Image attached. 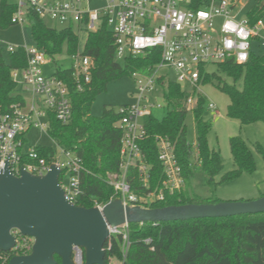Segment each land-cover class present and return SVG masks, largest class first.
Here are the masks:
<instances>
[{"label": "trees", "instance_id": "16d2710c", "mask_svg": "<svg viewBox=\"0 0 264 264\" xmlns=\"http://www.w3.org/2000/svg\"><path fill=\"white\" fill-rule=\"evenodd\" d=\"M17 10V3L0 0V24L9 26ZM252 22L264 17V0L248 15ZM35 45L55 62L54 74L64 80L70 92L73 115L69 123L60 122L49 112V134L59 141L67 152L76 155L84 170L81 183L84 190L77 205L86 208L106 204L120 195L111 183L122 174L121 139L122 129L117 126L120 114L115 106L104 107L101 116L92 114L96 96L107 84L135 71L150 72L160 61L159 50L143 55H128L119 59L114 37L107 19L94 31H89L83 53L92 57L94 68L92 79L84 90L77 89L72 66L59 64L58 56L64 49L73 56L78 52L79 34L73 25L58 29L48 25L39 14L29 9L27 14ZM5 46L0 42V113L11 111L13 104L25 103V98L16 92L17 83L12 78L13 69L27 66V55L20 47L4 56ZM214 64L208 69L201 66L199 85L212 84L227 94L230 103L227 116L238 119L241 125L264 123V49L250 53L248 61L238 63L229 59ZM162 82V80H161ZM181 84L170 80L164 88L166 114L162 119L154 114L145 117L147 137L141 141V148L150 165V185L145 187L137 166L131 167L128 180L132 191L141 197L159 191L165 179L164 167L159 159L157 137H165L175 145L176 155L182 167L183 187L166 193L164 200L139 201L144 207H165L187 203H217L216 199H201L189 184L195 170L203 171L207 182L215 186L214 177L224 169L221 151L212 148L208 135L213 122L205 118L209 100L206 95L195 91L192 111L197 130V151L192 159L193 146L188 140L186 117L189 112V98ZM235 169L226 172L220 182H228L241 173L256 169L253 152L241 136L230 138ZM259 150L264 154L262 145ZM41 157L51 163L56 160L54 148L38 145ZM24 158L23 162H26ZM130 246L124 256L122 238H113L111 248L106 244V264H264V212L241 214L228 217H206L166 222L130 223ZM150 239V241H146ZM57 264H62L55 256Z\"/></svg>", "mask_w": 264, "mask_h": 264}, {"label": "built area", "instance_id": "2783aa9c", "mask_svg": "<svg viewBox=\"0 0 264 264\" xmlns=\"http://www.w3.org/2000/svg\"><path fill=\"white\" fill-rule=\"evenodd\" d=\"M89 0H19L12 23L24 24L29 9L35 10L40 17L50 18L56 23L73 25L77 30L87 32L96 30L104 19L112 30L116 53L119 59L128 55L139 56L152 50H159L160 61L150 72L135 71L138 87V101L135 104L121 105L117 108L120 119L117 122L123 131L121 139V169L119 179L111 180L119 198L128 205H140L139 201L153 202L164 200L166 193H174L184 185L182 167L178 162L175 145L165 137H157L159 159L163 164L165 179L159 191L141 197L132 191L128 174L137 166L143 185H150V165L146 162L141 148V141L147 137L144 119L153 114L156 108H164V88L170 81L169 75L161 69L175 70L180 82H187L194 89H199L201 66L234 59L238 63L248 61L254 49L253 42L259 41L264 49V18L252 22L250 17L241 19L233 14L234 7L241 0H106V5L91 11ZM22 47L27 55V66L22 69L24 92L29 93L25 103L13 104L11 111L0 113V168L9 162L15 175L20 176L22 169L34 174H46L55 163L61 167L60 184L66 197L77 204L84 190L81 173L84 170L81 160L63 149L68 158L63 163L59 157L49 163L32 147L27 153L23 148L26 133L32 126L48 131L49 122L42 124L41 116L53 112L56 118L66 124L72 119L73 109L67 83L54 73L47 75L44 65L49 62L46 53L35 44L7 46L9 51ZM74 79L77 89L82 91L91 82L94 61L92 57L77 52L73 55ZM12 78L19 83V70L13 69ZM162 80V82H161ZM162 87V100H155L157 87ZM195 98L187 100L188 110H192ZM209 109H215L214 102H209ZM27 158L26 162H23ZM65 169L70 172V179L64 182ZM150 197L154 199L149 200ZM105 204H99L102 207ZM130 223L110 227L112 239L122 238L124 256L130 246ZM15 245L10 251L0 249V264H9L13 256L28 255L32 252L34 237L24 235L19 229H12ZM150 241V239H146ZM75 264H85L84 251L74 247Z\"/></svg>", "mask_w": 264, "mask_h": 264}, {"label": "water", "instance_id": "95a60500", "mask_svg": "<svg viewBox=\"0 0 264 264\" xmlns=\"http://www.w3.org/2000/svg\"><path fill=\"white\" fill-rule=\"evenodd\" d=\"M1 159V152H0ZM61 167L51 164L43 175L22 169L15 175L6 162L0 168V249L15 245L12 229L35 238L32 252L13 256L9 264H75L74 247L84 251L85 264H106L110 227L126 222H166L228 217L264 212V195L248 201L187 203L165 207L128 205L119 197L102 207L72 203L60 184Z\"/></svg>", "mask_w": 264, "mask_h": 264}, {"label": "rangeland", "instance_id": "374dc122", "mask_svg": "<svg viewBox=\"0 0 264 264\" xmlns=\"http://www.w3.org/2000/svg\"><path fill=\"white\" fill-rule=\"evenodd\" d=\"M9 1L12 3L19 2V0ZM259 1L260 0H241V2L234 7L233 14H237L241 19L247 18L254 7L258 5ZM105 5L106 0H89L87 3V6L91 11L98 10ZM44 21L48 25L57 27L58 29L65 27V25L56 23L50 18H44ZM78 34V52H83L88 32L83 30ZM0 42L5 46V58L9 57V50L7 49L9 44L17 46L26 43H28V45L35 44L29 22L25 21L24 24L13 23L9 26L0 24ZM253 47L255 51L259 53L261 52L259 41L257 39L254 40ZM72 58L73 56L67 54L64 49V52L58 56V62L64 67H70L73 64ZM214 67V64H209L207 66L208 69ZM18 70L19 83L16 85V92L24 93V84L22 82L23 72L21 68ZM44 71L47 75L54 73L55 62L49 60V62L44 65ZM161 73L168 74L170 80L180 83L181 87L187 94L193 95L195 93L196 89H194L191 84L179 81L175 70L163 68L161 69ZM198 92L206 95L209 102H214L216 105L215 109L208 108L205 118L213 122V129L208 135V140L212 148H217L221 151L224 169L214 177L216 182L215 186L207 182V176L203 171L195 170L194 175L189 180V184L194 193L201 199L211 198L216 199L219 202L248 201L260 198L264 195V154L259 150L258 145H262L264 149V123L255 122L248 125H241L238 119L228 117L227 109L230 103V98L227 94L212 84L200 85ZM138 94L137 82L132 74H126L120 78L114 79L107 84L104 91L96 96L92 105V114L94 116H101L106 105L118 108L121 105L135 104L138 101ZM161 94L162 87L158 86L153 98H156L155 100H162ZM25 95L30 96L29 93H26ZM153 114L157 118L162 119L166 114V110L165 108H156L153 110ZM36 121L46 124L49 122V116H41L39 120L36 119ZM186 124L188 127V140L193 146L192 159L195 161L197 151V130L194 114L190 108L186 117ZM236 135L241 136L249 144L254 155L256 169L253 172L245 171L231 181L220 182L223 174L236 167L230 147V138ZM25 136L26 143L23 148L25 153H27L32 147L41 145L54 148L57 157H59L63 163L68 161V158L63 153L64 147L61 146L59 141L53 138L48 131L42 130L37 126H32ZM64 172V182H68L71 177L70 172H68L67 169H65ZM152 199H154V197L149 198V200Z\"/></svg>", "mask_w": 264, "mask_h": 264}, {"label": "crops", "instance_id": "0c3cea01", "mask_svg": "<svg viewBox=\"0 0 264 264\" xmlns=\"http://www.w3.org/2000/svg\"><path fill=\"white\" fill-rule=\"evenodd\" d=\"M75 29L77 30V28L75 27ZM81 31H83V30H78L77 31V33H79V32H81ZM24 98H29V96H27V95H25L26 93L24 92V93H20ZM113 263H115L116 264V261L115 260H113Z\"/></svg>", "mask_w": 264, "mask_h": 264}]
</instances>
